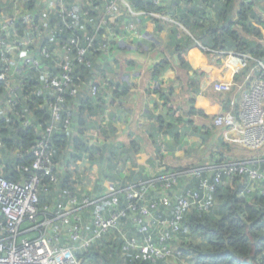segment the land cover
<instances>
[{"label":"built area","instance_id":"1","mask_svg":"<svg viewBox=\"0 0 264 264\" xmlns=\"http://www.w3.org/2000/svg\"><path fill=\"white\" fill-rule=\"evenodd\" d=\"M29 1L10 0L11 16L0 10V112L4 114L12 110L11 105L16 101L15 85L23 84L22 70L37 73L43 89L52 96L47 103L49 119L44 126L30 118L21 125L23 129L42 132V137L26 151L33 154L34 161L29 166L16 168L25 174L39 172L41 176L32 175L19 182L0 176V264H91L79 257V253L88 251L96 243L112 240L120 244L125 254L133 252L152 263L163 261L173 264L177 260L175 248L167 245L166 241L179 231L185 211L208 212L214 206L209 194L216 186L232 182L237 177L241 181L239 198L264 197V151H261L264 148V64L246 54L219 52L216 54L220 61L218 76L222 79L213 80L210 88L215 93L230 95L232 100L228 110L213 118V126L223 131L225 143L253 153L260 152L259 156L256 153L257 157L247 160L237 159L219 166L209 165L183 172H160L148 180H135L125 188L107 190L110 185L107 187L103 180H98L100 192H94L91 197L87 193L81 194V191H76V195L64 191L62 197L66 198L63 205H55V211L49 210L48 206L40 211L38 193L43 177L58 185L56 175L67 168V160L53 163L50 159L55 152L52 139L60 128L69 130L76 125L75 112L70 109L67 98L77 100L86 95L93 106L103 107L96 83L100 71L94 70L90 62L85 61L86 51L111 57L113 44L122 40L117 33L119 27L129 36H135L140 32L137 24L139 17L170 20L161 14L135 12L126 0H72L73 4L68 0H41L38 6L43 9L42 13L25 10L24 6ZM154 2L158 5L160 0ZM84 3L93 6L100 16L97 30L102 31L103 43L96 45L88 39L83 49L77 39H69L70 45L77 46V58L70 60V46L51 50L45 46V37L34 22L39 14L41 17L38 19L45 23L55 17L67 30L76 32L82 23L68 7L76 5L80 8ZM87 15V12L83 13L85 22H88ZM17 16L24 18L31 32L25 30L20 34L14 28ZM45 59L53 60L57 72L45 64ZM76 64L88 67L91 79L79 81L75 75ZM245 69L248 73L243 80L236 79ZM3 92L5 101L2 99ZM80 165L83 168L88 163L84 160ZM202 173L206 176L202 177ZM95 174H100L99 167ZM190 176L200 178L202 194L187 188L186 179ZM179 178L186 181L181 191L175 189ZM182 193L185 196L182 197ZM150 195L153 197L149 198ZM172 200L176 203L171 204ZM160 205L167 209L165 214H157ZM40 214L51 215V218L38 221ZM25 223L30 226L22 228ZM39 231V236L27 237Z\"/></svg>","mask_w":264,"mask_h":264},{"label":"trees","instance_id":"2","mask_svg":"<svg viewBox=\"0 0 264 264\" xmlns=\"http://www.w3.org/2000/svg\"><path fill=\"white\" fill-rule=\"evenodd\" d=\"M126 1L133 10L138 12H162L171 15V18L184 29H181L180 32L182 39L176 45L166 47L169 50L172 48L171 57L173 58L176 54V60L183 68L189 65L186 57L192 49L196 54L200 52L207 54H218L219 52L246 54L264 64V20L262 19V9L259 7L264 0H172V3H176L175 5H166L165 2L157 5L154 0ZM39 2L41 0H31L25 4L24 9L32 13H37L39 10L42 13L43 9L39 8ZM68 2L73 4L72 0H68ZM11 8L10 0H6V2L0 0V10L3 9L8 16L12 15L13 10ZM68 9L72 10L77 20L82 23L78 31L67 30L55 17L51 18L50 22H40L38 19L41 17L40 14L35 19L34 26L44 35L45 46L51 50L63 45L70 46L71 50L68 52V56L70 60H74L77 58V46L70 45L69 39H77L80 48L84 49L85 41L88 39H92L96 45L102 44V31L97 30L100 16L90 4L84 3L80 8L76 5H70ZM84 12L88 13V22L84 21ZM156 21L157 24L160 23L158 20ZM14 28L20 34L25 30L31 32V27L27 25L23 17L19 16L14 20ZM122 31L123 29L119 27L117 33L120 35ZM260 40L262 41L258 42ZM113 46V50L117 51L115 43ZM84 59L85 61L88 60L91 67L96 70L102 65L106 55L87 50ZM45 64L52 71L57 72V66L52 59H45ZM114 65H117L116 61ZM127 65L128 68H131L133 62L128 61ZM151 68L150 76L155 82L164 79L169 80L167 72L173 71L168 57H164ZM75 69V75L79 81L91 79L92 74L88 67L83 64H76ZM247 73L248 69H245L236 79L243 80ZM21 74L22 85L24 86L22 92L17 91L15 93L16 101L15 104L11 105V111L4 114L0 112V176L13 182L23 181L22 179H28L32 175L41 176L39 172L31 171L29 174H25L16 168L29 166L34 161L33 154H27L26 151L42 137V132L36 133L31 129H23L21 125L30 118L35 123L44 126L49 119L47 103L52 96L49 91L43 89L37 73L32 70H22ZM102 75V80H105L104 82L101 81L103 88L98 85L101 102L106 101L109 92H112L110 96L114 98H121L126 94L127 89H122V86H117L110 77ZM194 75L188 80V91L196 93L200 91V82L194 79L196 74ZM248 83L249 81L245 85L247 86ZM156 92L160 94V90H156ZM171 92L173 89H169L167 95H170ZM164 97V95L159 96V98ZM5 98L6 95L3 92V101ZM223 99L227 107L226 110H228L232 97L224 95ZM238 101L239 97L236 99V106H238ZM67 103L70 105V109L75 112L76 125L74 124L69 130L60 128L58 134L52 139V149L55 152L50 155L53 163L63 159L67 160V168L56 175L59 180L58 185L52 184L48 177H43V183L40 184L38 193V209L40 211L45 206H48L49 210L55 211L56 209L53 208L55 205H63L64 198H66L62 197L64 191L76 195V184L79 180L89 185L91 194L88 196L91 197L94 192H100L96 184H91L93 180L87 179L97 172V166L94 169L96 163L100 159L106 158L104 148L106 149L111 145L109 139L113 129L109 131L110 123L102 118L104 116L102 110L93 106L86 95L78 97L77 100L67 98ZM190 113L193 112L190 111ZM99 117L102 120L99 121ZM155 123L156 131L162 134L158 139L171 140L166 145L169 150L181 143L185 137V129L189 130L192 126V122L188 121L183 125L182 132H180L181 130L177 127L173 129L174 126L171 124L165 125L161 118H157ZM195 130L198 131L196 128ZM209 131L212 132V135L218 134L213 123L209 127ZM94 134L99 140H103L99 147L88 143V139H91ZM216 138L218 151L212 155L213 158L217 157L215 163L211 164L213 166H219L237 159L254 158L257 157L256 153L258 156L260 155V152L253 153L244 148L225 143L222 134H218ZM202 141L204 144L205 141ZM154 144L156 153L161 156L165 145L155 142ZM261 151H264V148ZM84 160L88 163V169L81 168L80 163H84ZM109 168L114 169L115 166L109 165ZM194 168L201 167L191 165L184 168H172V170H169L171 168H163L164 171L162 172H183ZM117 175L119 176L118 173ZM201 176L205 177L206 174L202 173ZM107 177L109 180H116L109 173H107ZM136 180L145 179L141 177ZM177 180L179 181L175 189L181 191L182 185L186 181L184 178ZM186 180L187 188L203 193L200 178L190 176ZM121 181L123 182L121 188H125L129 186L131 181L135 180H131L129 177L128 180ZM156 187L159 188L158 185ZM44 189L47 191L45 192ZM240 189L241 181L235 177L232 182L216 186L209 194V197L214 201V206L208 212L185 211L179 231L172 234L171 240L166 241L167 245L175 248L177 260L173 264H180L181 262L185 264H264V197L239 198ZM181 196L183 197L185 194L182 193ZM152 197L150 195L149 198ZM175 203L176 201L172 200L171 204ZM166 212L167 209L160 205L157 214H165ZM49 218L51 215L40 214L37 220L43 221ZM29 226V223H25L22 228ZM88 227L90 228L89 225ZM40 233V231L34 232L27 237L34 238ZM153 234L156 235V232ZM137 236L143 238L142 235ZM78 256L88 260L91 264H165L163 261L152 263L133 252L125 254L120 244L115 240L96 243L88 251L79 253Z\"/></svg>","mask_w":264,"mask_h":264},{"label":"crops","instance_id":"3","mask_svg":"<svg viewBox=\"0 0 264 264\" xmlns=\"http://www.w3.org/2000/svg\"><path fill=\"white\" fill-rule=\"evenodd\" d=\"M162 2L166 5L176 4L172 3V0H160L158 5ZM130 7L133 10L131 5ZM153 14H161L170 21L146 16L139 17L137 19L139 34L129 36L123 30L120 34L121 42L115 44L117 51L113 50L112 56H106L102 65L96 69L100 71L96 83L101 85V88H103L101 81H105L102 80V74L112 79L123 73V81L115 84L122 86V89H127L126 94L121 98L111 97L112 92H109L106 101L99 100L100 104H103V107L99 108L104 115L102 118L109 121L110 130H108L113 129V133L110 134L109 139L111 145L104 148L106 158L100 159L94 167V169L96 166L100 168V174L97 176L93 173L87 179L93 180L91 184H96V187H98V180H103L107 187L110 185L107 190L118 189L123 183L121 180H128L129 177L131 180L141 177L146 180L164 171L163 168L172 170V168H184L191 165L203 167L215 163L217 158H213L212 155L218 151V140L216 135H212L209 131V127L212 125V118L226 111L227 107L224 104V95L214 93L210 83L215 79H222L218 76L220 61L216 53L196 54L192 49L186 57L189 65L183 68L177 62L176 54L173 58L171 57L172 48L170 50L166 48L176 45L182 39L180 32L183 28L171 18V15L162 12ZM156 20L160 23L157 24ZM164 57H168L173 71L166 69L169 80L155 82L150 76L151 67ZM128 61L133 62L131 68H128ZM194 74H196L194 79L200 82V91L196 93L188 91V80L194 77ZM15 87L19 92H22L24 88L23 85H15ZM169 89H173V92L167 95ZM156 90H160V94ZM100 95L101 93L99 97ZM160 95L165 97L159 98ZM190 111L193 113L191 114ZM102 118L99 117V121ZM157 118H161L165 125L174 126L173 129L177 127L181 130L180 132L185 123L192 122L190 131L185 129V137L181 143L171 150L166 145L163 146L161 156L156 153L153 140L162 136L156 131ZM216 133L221 135L223 131L217 129ZM202 140L205 141L204 144ZM88 143L99 147L103 140H99L94 134L91 139H88ZM109 165L115 168L110 169ZM83 169H88V166L84 165ZM107 173L116 180H109ZM76 191L89 194L91 189L89 185L79 180Z\"/></svg>","mask_w":264,"mask_h":264},{"label":"rangeland","instance_id":"4","mask_svg":"<svg viewBox=\"0 0 264 264\" xmlns=\"http://www.w3.org/2000/svg\"><path fill=\"white\" fill-rule=\"evenodd\" d=\"M261 9H262V12H263V16H262V19L264 20V2H262L259 6ZM214 16V15H213ZM264 39V38H263ZM262 40L258 41V42H261ZM127 58H130V56H127ZM124 79V74L123 73H120V75L116 78L115 76L112 78V80L115 82V83H121ZM218 136V134H216V137ZM154 142L155 143H161V144H164V145H168L170 141H163L161 139H158V138H153ZM175 167V166H173Z\"/></svg>","mask_w":264,"mask_h":264}]
</instances>
